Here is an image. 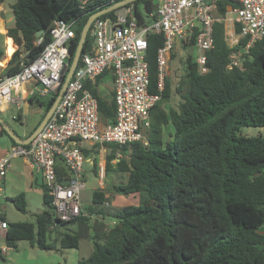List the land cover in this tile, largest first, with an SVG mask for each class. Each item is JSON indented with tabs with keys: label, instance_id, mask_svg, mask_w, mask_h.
<instances>
[{
	"label": "trees",
	"instance_id": "16d2710c",
	"mask_svg": "<svg viewBox=\"0 0 264 264\" xmlns=\"http://www.w3.org/2000/svg\"><path fill=\"white\" fill-rule=\"evenodd\" d=\"M117 1L15 0L9 5L13 24L7 27L6 36L18 47L7 62L5 74L18 71L20 61L37 57L50 40L53 19L75 20L74 36L67 47L70 64L88 16ZM3 2L0 0V4ZM129 5L140 24L155 10V0H135L124 6ZM238 5L235 0H217L215 16L220 21L213 24V47L206 51V73H199L194 61L196 32L180 40L184 71L175 87L179 99L167 110L163 107L172 94L171 79L166 76L161 98L149 112L146 143L104 144L108 151L105 170L112 189H93L91 211L70 221L57 219L43 184L44 209L34 215L33 222L7 220L8 245L16 247L18 241L26 240L31 247L46 251L77 248L80 232L60 230L77 221L94 228L89 233L92 251L79 257L77 264H264V137L239 133L245 125L264 127V38L247 52L243 51L247 38H240L235 45L229 43L224 19ZM117 10L99 17H113ZM38 31L42 32L40 43H36ZM235 32H239V24ZM162 44L161 34L148 36L150 92H157L156 52ZM238 51L239 63L227 68L230 55ZM83 52H91L89 30ZM2 54L0 50V57ZM105 78L112 80L110 71L85 85L98 100L101 120L113 123L112 92L104 95L98 88ZM47 101L36 94L28 96L29 105L44 109L24 137L44 117ZM21 117L19 112L15 119L21 121ZM167 126L170 129L165 132ZM1 132L7 134L3 127ZM99 146L82 151L89 157L97 153ZM117 152L121 157L112 163ZM97 166L94 156V173ZM55 170L59 181L68 176L60 159L56 160ZM113 173L125 180L114 183ZM114 193L133 195L135 203L111 207ZM9 200L18 210L26 211L24 193ZM101 205L104 209L98 207ZM92 213H106L114 223L97 228L96 223H90Z\"/></svg>",
	"mask_w": 264,
	"mask_h": 264
},
{
	"label": "built area",
	"instance_id": "2783aa9c",
	"mask_svg": "<svg viewBox=\"0 0 264 264\" xmlns=\"http://www.w3.org/2000/svg\"><path fill=\"white\" fill-rule=\"evenodd\" d=\"M235 1L239 5L224 19L227 40L235 45L240 38H247L243 48L247 52L256 41L264 38V0ZM216 4L217 0H155V10L147 14L142 24L136 19L132 5L121 7L113 17L95 18L89 28L91 52L80 55L60 100L42 129L27 144L12 143L0 157V199L4 197V182L11 161L21 158L41 175L57 219L70 221L87 215L81 198L86 188V156L82 151L85 145L99 144L98 150L106 153L105 143L145 142L149 112L161 98L176 43L195 31L194 61L199 73L208 71L206 51L213 47V24L220 21L215 16ZM74 21L53 19L50 40L36 58L20 61L15 73H2L3 64H0V112L14 106L15 118L28 96L36 94L49 100L56 93L63 78L62 69L68 66L67 47L74 36ZM236 24H239L238 33L235 32ZM154 33L163 36V44L156 52L157 92H150L146 51L148 36ZM41 40L39 37L36 43ZM6 49L5 41V52ZM240 56V51L231 54L227 68L237 65ZM106 71L113 76V123L101 120L98 100L85 85ZM120 157L121 153L117 152L112 162ZM57 159L68 170L64 181L57 179ZM7 228L8 222L0 217V262L12 250L5 241Z\"/></svg>",
	"mask_w": 264,
	"mask_h": 264
},
{
	"label": "rangeland",
	"instance_id": "374dc122",
	"mask_svg": "<svg viewBox=\"0 0 264 264\" xmlns=\"http://www.w3.org/2000/svg\"><path fill=\"white\" fill-rule=\"evenodd\" d=\"M15 0H4L6 13L2 14L3 19L6 21V25L11 26L13 24V15L9 5L13 3ZM2 27V21H0V28ZM3 36H0V42L3 41ZM4 44L1 46L3 48ZM192 52V51H191ZM174 57L170 58L169 67H168V76L171 79V90L172 94L168 103H165L163 107L168 109L170 105H175L179 99V95L175 91V87L177 86L181 76L183 74V59H184V50L181 47V42L176 43L175 49L173 51ZM111 90V86H106L103 89V94L107 95ZM28 103V102H27ZM44 108H39L35 106H31L28 103V106L22 108L23 116L21 117V121L16 120L12 117V114L16 113L14 106H11L10 109L0 112L2 118L5 122L20 136H24L27 134L33 126L36 124L37 120L43 113ZM166 132V131H165ZM240 134L246 136H263L264 137V127L245 125L240 128ZM166 134V133H165ZM7 135H3L1 137V144L6 145L8 143ZM108 152V151H107ZM106 152V153H107ZM106 153L104 151H97L93 156L97 158V169L96 173L92 170V163L87 161L84 163V182L85 189L81 192L82 198V206L85 211L88 213L91 211V200L90 194H92L93 189L95 188H111L109 182L107 180L106 174V162L105 156ZM19 162V161H18ZM114 163V162H112ZM16 165V163H15ZM20 169L19 166L12 168L11 171L7 174L6 177V187H5V197L0 199V215H5L8 221H27L33 222L34 215L36 213H40L44 209L43 204V180L39 173H31L27 167L23 166L24 173L18 174L17 171ZM98 180L100 183L98 184ZM125 180L120 174L113 173L112 181L114 183H118L120 181ZM112 189V188H111ZM24 193L26 199V211L22 212L18 210L9 197L15 196L18 193ZM136 197L133 195H121V194H112L110 198V206L111 207H121L125 205L124 203L134 204ZM103 207V205L98 206ZM90 223L94 225H98L97 228L107 227L110 224L111 216L104 213L100 214L97 221L93 222V217L90 216ZM96 228V227H95ZM63 229V230H62ZM93 230L94 228H90ZM61 231H67L73 233L74 231L80 232V242L79 247L77 248H56V250H41L35 247H31L26 240H20L17 242L15 250L9 251L7 259L10 261L12 258L19 257L24 260H28L29 262L35 261L36 257L38 258V253L41 256H51L53 255L57 262L54 264L62 263L66 264L68 255L70 250H74L76 259L81 256H87L92 251V240L89 237L90 231L86 227L85 224L81 222H73L68 223L66 226L60 228ZM54 235V234H53ZM72 254V253H71ZM79 259V258H78ZM34 264H44L41 262H35ZM68 264V263H67Z\"/></svg>",
	"mask_w": 264,
	"mask_h": 264
},
{
	"label": "crops",
	"instance_id": "0c3cea01",
	"mask_svg": "<svg viewBox=\"0 0 264 264\" xmlns=\"http://www.w3.org/2000/svg\"><path fill=\"white\" fill-rule=\"evenodd\" d=\"M5 3L3 2L2 4H0V21H2V27L0 28V36H3L4 38H3V41H2V43L0 42V50H2L3 51V49H4V46H3V48H1V46L4 44V42L6 41V48H7V46H8V44H7V39L8 38H11V37H7V36H5V34H6V31H7V25L5 24L6 23V21L3 19V17H2V14H5L6 13V10H5ZM11 44L14 46V50L18 47L17 46V44H15L14 42H12V39H11ZM7 50V49H6ZM11 54L12 53H10V54H8L7 53V51L5 52V54L3 55V57H1L0 58V64H3V68H2V73H4L5 74V67H6V65H7V62H8V60H9V58H10V56H11ZM106 86H111V81L109 80V79H107V78H105V79H101L100 80V83H99V85H98V88L100 89V90H103L104 89V87H106ZM27 107L28 106V103L26 102V104H24V107ZM11 107V106H10ZM10 107L9 108H7L6 110H8V109H10ZM167 110V109H166ZM21 114H22V116L24 115L23 114V111H21ZM13 115H14V113L12 114V117H13ZM14 118V117H13ZM168 129H170V126H167L166 127V129H165V131L167 132L168 131ZM4 135V133H2L1 132V126H0V157L4 154V152L7 150V148L13 143L12 141H11V139H10V137L7 135V134H5V135H7V137H8V143L6 144V145H2L1 144V137ZM24 137V136H23ZM89 144H86L85 146V148L84 149H87V150H92V148L95 146V145H89ZM100 146L98 147V149L100 150ZM99 150H98V152H99ZM93 154L94 153H92L91 154V156H89V157H86V162L87 161H90L91 163H92V158L94 157L93 156ZM19 161V162H18ZM15 163H16V165H15ZM15 166V168L17 167V166H19L20 167V169L17 171V173L18 174H23L24 173V169H23V166H25V167H27L28 168V170L31 172V173H35L34 171H33V169L31 168V166L29 165V163H27V162H25L23 159H21V158H16V159H13L12 161H11V164H10V168H9V170H8V172H7V174L9 173V171H11L12 170V168ZM6 177H7V175H6ZM6 177H5V182H4V194H5V187H6ZM100 183V181L98 180V184ZM4 197H5V195H4ZM90 200H91V194H90ZM135 203V202H134ZM125 205L127 204V203H124ZM109 205H110V203H109ZM1 216H5V215H0V217ZM99 216H100V214H94V213H92V219L94 220L93 222H95V221H97V219L99 218ZM6 221H7V219H5ZM8 222V221H7ZM96 224H97V222H95ZM95 224V225H96ZM89 231H91V229L89 228L88 229ZM70 249H73V248H70ZM15 250V247H12V250L11 251H14ZM9 253V252H8ZM72 253V254H71ZM7 256H8V254L3 258V260L0 262V264H34L35 262H41V263H44V264H54V263H56L57 262V259L53 256V255H51V256H41V254H39L38 253V258L36 257V259H35V261H34V263L33 262H29L28 260H24V259H22V258H19V257H15V258H12L10 261L7 259ZM79 258V257H78ZM78 258L76 259V255H75V252H74V250H70V252H69V255H68V259H67V262H66V264L68 263V264H77V261H78ZM63 264H65L64 262H63Z\"/></svg>",
	"mask_w": 264,
	"mask_h": 264
},
{
	"label": "water",
	"instance_id": "95a60500",
	"mask_svg": "<svg viewBox=\"0 0 264 264\" xmlns=\"http://www.w3.org/2000/svg\"><path fill=\"white\" fill-rule=\"evenodd\" d=\"M133 1H135V0H119V1L107 6L105 8H102V9H99V10L93 12L92 14H90L88 16V18H87V20H86V22H85V24L81 30V35H80L75 53L73 55L72 61L68 66L65 65L62 69V74L64 77L62 78V81L59 85L57 95L55 98L53 96H51L49 98V100L46 103V106H49L48 110L45 113L44 117L39 122V124L36 126V128L31 132V134H29L26 137L20 136L5 122V120L2 118V116L0 114V126L4 128V130L6 131L7 135L10 138H12L16 143L27 144L42 129V127L44 126V124L46 123V121L48 120V118L50 117L52 112L54 111V108H55L56 104L58 103V101L60 100L68 80L70 79L75 67L77 66V64L79 62L80 55L82 54L83 45H84V42L86 40V36H87L88 30L90 28L92 21L102 14H105L111 10L119 9V8L123 7L124 5L131 3ZM41 34H42L41 31L36 32L37 37H40Z\"/></svg>",
	"mask_w": 264,
	"mask_h": 264
},
{
	"label": "bare ground",
	"instance_id": "6f19581e",
	"mask_svg": "<svg viewBox=\"0 0 264 264\" xmlns=\"http://www.w3.org/2000/svg\"><path fill=\"white\" fill-rule=\"evenodd\" d=\"M7 44H8V46H7V53L8 54H10V53H12L13 51H14V46L11 44V38H8L7 39Z\"/></svg>",
	"mask_w": 264,
	"mask_h": 264
},
{
	"label": "clouds",
	"instance_id": "9594fccd",
	"mask_svg": "<svg viewBox=\"0 0 264 264\" xmlns=\"http://www.w3.org/2000/svg\"><path fill=\"white\" fill-rule=\"evenodd\" d=\"M6 32H7V31H6ZM5 36H6V34H5ZM7 37H9V36H7ZM11 39H12V38H11ZM12 42H14L13 39H12ZM17 46H18V45H17ZM3 52L5 53V42H4V49H3ZM12 53H13V52H12ZM68 65H69V63H68ZM26 102H27V100H26ZM21 111H22V110H21ZM21 111H20V112H21ZM18 113H19V112H18ZM18 113H17V114H18ZM15 118H16V117H15Z\"/></svg>",
	"mask_w": 264,
	"mask_h": 264
},
{
	"label": "flooded vegetation",
	"instance_id": "af4514ba",
	"mask_svg": "<svg viewBox=\"0 0 264 264\" xmlns=\"http://www.w3.org/2000/svg\"><path fill=\"white\" fill-rule=\"evenodd\" d=\"M25 135H26V134H25ZM25 135H24V136H25Z\"/></svg>",
	"mask_w": 264,
	"mask_h": 264
}]
</instances>
